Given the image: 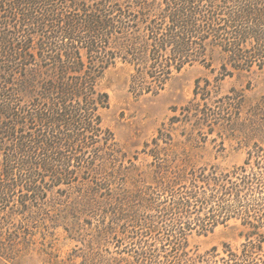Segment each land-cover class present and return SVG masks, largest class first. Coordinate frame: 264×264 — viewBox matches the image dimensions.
<instances>
[{
    "label": "trees",
    "instance_id": "trees-1",
    "mask_svg": "<svg viewBox=\"0 0 264 264\" xmlns=\"http://www.w3.org/2000/svg\"><path fill=\"white\" fill-rule=\"evenodd\" d=\"M214 49L219 78L264 69V0H0V219L36 213L49 192L86 181L88 204L113 203L127 256L118 264H264V137L221 168L175 153L160 127L142 170L103 124L99 82L118 58L133 66L129 90L146 94L187 65L210 66ZM206 86L196 79L192 100L209 98ZM219 101L218 111L181 113L211 121L240 99ZM229 221L242 227L239 245L190 253L191 233Z\"/></svg>",
    "mask_w": 264,
    "mask_h": 264
},
{
    "label": "rangeland",
    "instance_id": "rangeland-1",
    "mask_svg": "<svg viewBox=\"0 0 264 264\" xmlns=\"http://www.w3.org/2000/svg\"><path fill=\"white\" fill-rule=\"evenodd\" d=\"M209 61L210 66L201 62L185 66L164 88L146 94L129 90L133 66L128 62L118 58L104 71L99 84L109 95V106L101 111L103 124L113 132L126 158L140 169H146L151 161L143 151L144 144L160 127L170 133L175 153L191 162L216 163L221 168L241 164L248 146L263 139L264 114H256L254 108L259 105L264 111V69L232 70L219 78L223 56L214 49ZM196 79H200V86L207 85L210 95L206 100H192ZM228 94L240 99L239 107L227 104L211 121H202V115L186 117L181 113L190 100L194 103L189 104L191 110L218 111L219 100ZM192 140L199 146L193 148ZM87 184L75 182L63 191L49 192L36 213L0 219V245L5 246L0 264H118L126 255L117 253L116 237L122 228L113 221V203L107 199L88 204L84 193ZM124 188L131 185L126 183ZM241 230L237 221H229L205 234L191 233L188 250L203 252L214 246L221 248L223 243L239 245L244 239Z\"/></svg>",
    "mask_w": 264,
    "mask_h": 264
}]
</instances>
